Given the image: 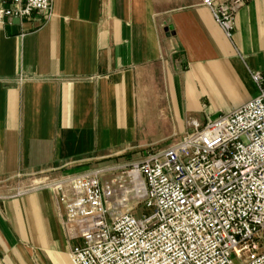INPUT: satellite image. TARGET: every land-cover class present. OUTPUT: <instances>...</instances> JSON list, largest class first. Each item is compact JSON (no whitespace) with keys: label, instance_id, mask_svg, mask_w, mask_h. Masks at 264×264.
Instances as JSON below:
<instances>
[{"label":"crops","instance_id":"0c3cea01","mask_svg":"<svg viewBox=\"0 0 264 264\" xmlns=\"http://www.w3.org/2000/svg\"><path fill=\"white\" fill-rule=\"evenodd\" d=\"M243 1L231 38L203 0H53L48 12L5 18L0 264H73L83 239L64 223L72 178L95 169L115 178L146 144L260 94L264 0Z\"/></svg>","mask_w":264,"mask_h":264},{"label":"built area","instance_id":"2783aa9c","mask_svg":"<svg viewBox=\"0 0 264 264\" xmlns=\"http://www.w3.org/2000/svg\"><path fill=\"white\" fill-rule=\"evenodd\" d=\"M6 17L48 12L53 0H5ZM228 38L243 0H203ZM260 94L109 178L102 169L70 180L65 225L83 245L73 264H264V77ZM54 189L61 200L66 186ZM152 209L137 215L139 206Z\"/></svg>","mask_w":264,"mask_h":264},{"label":"rangeland","instance_id":"374dc122","mask_svg":"<svg viewBox=\"0 0 264 264\" xmlns=\"http://www.w3.org/2000/svg\"><path fill=\"white\" fill-rule=\"evenodd\" d=\"M221 116L227 115L226 112L221 113ZM203 122V121H202ZM174 142V139H170L167 142H163V143H158V144H146L143 148V154L142 157H145L146 154L150 151V150H161L164 149L166 147H168L170 144H172ZM109 177V175H108ZM153 210L146 208L144 205L139 206V208L137 209L136 213L138 216H140L142 213H151ZM262 236L264 237V230L262 232ZM261 244H264V239L261 238Z\"/></svg>","mask_w":264,"mask_h":264}]
</instances>
